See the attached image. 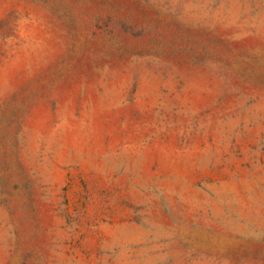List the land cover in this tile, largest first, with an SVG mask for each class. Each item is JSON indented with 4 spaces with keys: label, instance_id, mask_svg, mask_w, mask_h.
Instances as JSON below:
<instances>
[{
    "label": "rangeland",
    "instance_id": "rangeland-1",
    "mask_svg": "<svg viewBox=\"0 0 264 264\" xmlns=\"http://www.w3.org/2000/svg\"><path fill=\"white\" fill-rule=\"evenodd\" d=\"M0 264H264V0H0Z\"/></svg>",
    "mask_w": 264,
    "mask_h": 264
}]
</instances>
